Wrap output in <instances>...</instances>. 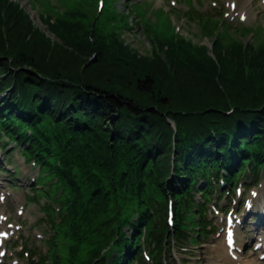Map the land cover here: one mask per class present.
<instances>
[{"label":"trees","instance_id":"1","mask_svg":"<svg viewBox=\"0 0 264 264\" xmlns=\"http://www.w3.org/2000/svg\"><path fill=\"white\" fill-rule=\"evenodd\" d=\"M37 1L54 39L0 0V127L29 141L26 154L62 183L61 221L54 224L47 208L55 230L39 264H126L138 256L142 233L151 256L159 257L171 236H185L182 220L196 225L202 205L182 191L197 178L210 189L207 177H217L220 166L229 183L245 162L254 175L264 168L262 28L251 31L260 39L251 47L217 19L206 22L208 49L172 35L166 19L152 26L140 15L136 24L151 45L141 55L117 33L128 28L126 15L110 5L95 13L90 0H58V7ZM49 186L54 199L57 185ZM63 192L72 195L71 207ZM168 193L181 220L172 233L159 223Z\"/></svg>","mask_w":264,"mask_h":264},{"label":"rangeland","instance_id":"2","mask_svg":"<svg viewBox=\"0 0 264 264\" xmlns=\"http://www.w3.org/2000/svg\"><path fill=\"white\" fill-rule=\"evenodd\" d=\"M12 3H14L15 5H17L18 10L25 12L29 18L32 20V23L35 27H38L39 30L41 31V33H44V35L49 36V39H54L53 35L50 33V31L46 28V25L42 23V21L40 20V17H44V13L42 12V8L39 5L37 0H9ZM74 1L76 4L77 0H72ZM71 1V3H72ZM125 0H119L117 2V0H106L105 4L106 5H110L114 12H116L118 9L122 11V13H125V9L126 7L123 5V2ZM132 1H137V2H142L143 0H130ZM184 1L190 3L193 5L191 8L192 10L190 11H185L186 6L184 5ZM49 2L55 6L58 7V0H49ZM170 2H172V0H144V2L142 4H139V7L143 9V13L146 11L147 12H151V14H153L154 16L157 17L158 20H168L170 23L171 28L169 29L172 32V35H181L187 39H190L193 43H197L200 45H205L208 47V49H210V47L212 46V42L211 41V36L208 35V31L209 28L205 29V27L203 28V26H206V22L207 25H210L211 22L214 19H217L219 17V12L221 11V15H220V19H223V25H230L229 27V31H230V35L231 36H235L234 40H239L241 41L243 44H250L251 47L252 45L255 47L256 44L258 42H260V39L257 38V36H254L251 34V32H246L244 33V35L239 37V34L235 33L237 31V29H240V22L238 21H234V20H230V18L228 16H224V15H229V10L226 7V3L227 0H174L175 5L170 4ZM254 6L255 9L251 11L250 13V19L248 22H244L242 25L243 26H251L254 27L255 29H257V26L262 28V32H260V35L264 37V12L262 13L261 11L258 10V0H254ZM73 4V3H72ZM88 4V3H87ZM90 5L92 4L93 6H97V0H90ZM75 7H77V5H74ZM80 6V5H78ZM22 9V10H21ZM222 9V10H221ZM53 11H55V8L52 9ZM60 12V14H64L63 10L60 8V10L58 11ZM119 14V15H122ZM138 18L137 17L134 20V27H139V25L136 24V22H138ZM143 18V17H142ZM126 19V18H125ZM144 20V19H143ZM145 21V20H144ZM148 23L150 25L153 26V24L147 20ZM127 25H128V19H126ZM204 24V25H203ZM112 24L109 23V25L107 24L105 26V29H110V26ZM219 26V25H217ZM235 26L236 28L233 29V27ZM221 27V26H219ZM219 27H217V29H219ZM203 30L206 32L207 31V35H203L201 34V31ZM115 32V30H114ZM120 37L123 39L122 41L124 42V44L126 46H129L132 48V50H134L135 52H138L141 55L147 54L148 52L151 51V45L149 44V42L147 41V39L143 36V33L140 32V30L137 29H133V31H128V29H125L124 31L122 30L121 32H117ZM264 38H262L263 40ZM253 47V48H254ZM92 57H94V55H92ZM263 81H264V77H263ZM3 97V94L0 95V98ZM169 122V125L174 128L173 122L171 120H167ZM15 152H17V149H14ZM0 157L4 158V160L9 159L10 161H17L16 159H14L13 157L10 156H6L4 153H2L0 155ZM172 160V158H171ZM1 161V159H0ZM12 161V162H13ZM0 168L4 165H6L7 163L4 162H0ZM8 168V172H3L0 170V179H2L1 181H3V183L7 182L8 184V180H7V176H11V174H13L12 170H15L16 164L13 162V164H11L9 162V166H6ZM81 165L78 162H75L74 164L71 165V170H75L76 172L80 170ZM170 173L174 174L175 168L172 167L169 170ZM35 170L29 168L28 170V177H32L34 175ZM19 175H21L19 177ZM19 175L16 177L18 178V180L15 181V179H11L10 185L13 184L15 188H21L23 195H28L30 192V186L27 185L25 183L24 177L26 176V174H22V171H19ZM169 177H165V179L167 180ZM175 178V177H174ZM5 179V180H4ZM58 178L55 176L54 180H57ZM61 182H58L54 185H57L56 191H59L61 189ZM241 184V183H240ZM250 188V187H249ZM255 190H262V194L260 196L264 197V177L259 179V181L257 182V184L254 186ZM214 190L217 192V194L215 195V197L220 194L221 189L219 187H217L216 185H214ZM228 190L227 187L222 186V193L225 196L226 193L225 191ZM19 192V190L17 192H15V194H17ZM259 193V192H258ZM64 194V199L65 202L67 203L68 207L72 206V201H70L69 196H72L69 192H63ZM62 194V195H63ZM259 195V194H258ZM145 195H143L144 197ZM198 196V195H196ZM222 197V199L217 202V204H219L217 207H224L227 208V206L224 205L225 201L228 200L230 202L232 201H237V197L232 194V195H226V197ZM167 197H172L173 195L168 193ZM199 197V196H198ZM214 197V196H213ZM211 199V203L213 202L214 199ZM42 197L40 199V202H47V200ZM61 199V198H60ZM197 201L198 198H195ZM48 203V202H47ZM224 205V206H223ZM166 206V203H165ZM208 206V205H207ZM240 206V205H239ZM52 208H54L55 210H57L58 208V203L53 201L52 204ZM61 208H58L59 211L61 212ZM223 208V209H224ZM27 210L29 211V213L31 214L32 217H35L37 220L42 216L41 212L38 211L36 205L34 204H29L27 206L26 212ZM211 214V209L209 208V212L206 215L207 218L210 217ZM196 216V214H195ZM54 219L57 221L59 216H55L54 215ZM209 220V219H208ZM211 225L212 223H215V221L213 220V217L211 219ZM144 225H141V232H142V227ZM55 229H53L54 231ZM34 232H38L40 235H42L43 233L46 234V238H47V234L50 233L49 229H48V225L46 222H39V224L37 226H34V228L32 230L28 231L29 234V240L31 241V245L37 248V252H40L41 250L44 251L47 247L46 244L44 243V241L38 240L37 238H35L34 236ZM218 233V231H215V229L213 231H211L210 233L207 234L206 237H204L202 240H198V243L194 246L191 245V243L186 242V244L182 248L185 251H177L176 249H174L171 251V255L170 258H174L175 261L178 263L179 259L183 258L186 260V262L182 261V264H203V257L207 254V247L209 246L210 243L214 242V240H216L218 238V236L216 235ZM51 234V233H50ZM220 236V235H219ZM56 237V235H55ZM138 241L140 242L141 240V235H138L137 237ZM244 245V249H242V253H244L243 255H247L249 254V247L247 248V239L242 238ZM216 244V243H215ZM107 249V246L104 248V251ZM176 250V251H175ZM168 257V256H167ZM252 257L255 258L252 254ZM172 262V261H169ZM44 264H46V261H44Z\"/></svg>","mask_w":264,"mask_h":264},{"label":"bare ground","instance_id":"3","mask_svg":"<svg viewBox=\"0 0 264 264\" xmlns=\"http://www.w3.org/2000/svg\"><path fill=\"white\" fill-rule=\"evenodd\" d=\"M249 0H241L236 3L238 8H242V5L247 3ZM264 7V6H263ZM249 20V19H248ZM260 194V193H259ZM264 223V217L262 216L257 220L256 225L260 226ZM255 226L254 230L261 229ZM250 237L254 236V233L249 229ZM263 231H258L256 233L255 242L257 241L256 237L261 235ZM238 234V231L235 230V235ZM242 234V232H241ZM240 235V234H239ZM243 235V234H242ZM237 238V237H236ZM242 239V238H241ZM243 241H240V236H238L237 242L235 244H225L223 238L217 241V244L213 246L215 252L212 264H262L258 259H254L251 254L243 255L244 253L239 252L240 245Z\"/></svg>","mask_w":264,"mask_h":264}]
</instances>
